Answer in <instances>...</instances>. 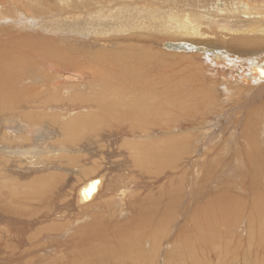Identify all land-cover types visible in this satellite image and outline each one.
I'll return each mask as SVG.
<instances>
[{
	"label": "bare ground",
	"instance_id": "bare-ground-1",
	"mask_svg": "<svg viewBox=\"0 0 264 264\" xmlns=\"http://www.w3.org/2000/svg\"><path fill=\"white\" fill-rule=\"evenodd\" d=\"M35 28L1 60L0 264H261L264 0H0L3 48Z\"/></svg>",
	"mask_w": 264,
	"mask_h": 264
},
{
	"label": "rangeland",
	"instance_id": "rangeland-1",
	"mask_svg": "<svg viewBox=\"0 0 264 264\" xmlns=\"http://www.w3.org/2000/svg\"><path fill=\"white\" fill-rule=\"evenodd\" d=\"M51 24H53V27L62 26V24H59V23L57 24L56 22H54V23L52 22ZM17 34H19L18 31H17ZM22 34H23V36H22V38L20 40L16 39V40H13L12 42L6 43L7 47L3 48L5 45H0V53L2 51H5V52L8 53V56L6 58H4V57H2L0 55V69H2V71H4V67L1 64V60L4 61V63H5V60L9 61L10 59H13V60L15 59L14 60V63H15L14 66L13 67H8V68H10V69H8V71H11V72H15L16 71L15 74H17V76L19 75V73L16 70V66L18 67V66H21V65L24 64L26 67H28V63L30 62V59H28V57L17 58L16 56L21 51H23L25 53H29V55H33L35 52L44 49V48H41L38 45V43L41 41V39H40V34L41 33L37 32L36 28L33 29V30L32 29L25 30ZM47 37L48 36L46 35V38ZM6 39H7L6 34H2L1 37H0V40L4 41ZM42 44L47 45L49 47L47 42H42ZM50 45H54V44L50 43ZM173 48H174V45L172 43H167L164 49L170 50V49H173ZM46 50H48V49H46ZM260 58L261 57H258L257 60H260ZM236 60H237L238 63H241V61H242L240 59H236ZM52 62H53L52 66L58 71H61V70H64V69H70L69 66L62 65L61 59H57V58L54 57V60ZM253 63H255V62H253ZM0 73H2V72L0 71ZM25 77L26 76L24 74H21V77L18 78V79H23ZM263 86H264V83H263ZM258 87L259 86H257L256 89ZM257 90H258L257 94H260L259 97H261V98H259V100L261 101V102L259 101V104L260 103L262 104V103H264V87H262V88L259 87ZM227 128H228V126H225V125L223 127H220V129L218 130L217 134L219 133V136H222V133L224 132L223 129H227ZM213 145H216V144H213ZM197 204L201 205V202L199 201ZM242 236H243V238H245V233H242ZM97 238H99L100 243H108L107 245L110 244V240H111L110 233H99V234H96L94 236H91L86 243H81V240L77 239V241H76V239H74L73 243H76V244L73 247L75 248L76 246L77 247L87 246L89 244V241H96ZM261 258L263 260V261H261V264H264V253L261 255ZM171 260H172V256L169 257V261H171ZM124 261H125V264H134L132 262V260L124 259ZM110 264H113V263H110ZM120 264H123V263H120ZM159 264H161V262H159Z\"/></svg>",
	"mask_w": 264,
	"mask_h": 264
}]
</instances>
